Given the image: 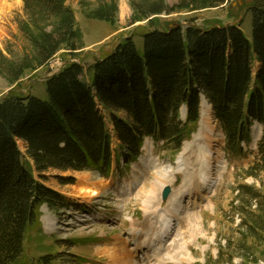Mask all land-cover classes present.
<instances>
[{
  "label": "rangeland",
  "instance_id": "obj_1",
  "mask_svg": "<svg viewBox=\"0 0 264 264\" xmlns=\"http://www.w3.org/2000/svg\"><path fill=\"white\" fill-rule=\"evenodd\" d=\"M211 3L214 6L202 7ZM260 3L264 0H221L218 4L215 0H65L66 9L75 20L76 50L64 44L43 64L39 57L42 38L55 34L62 18L38 2L0 0V101L16 93L49 102L47 81L73 63L82 66V79L90 85L98 61L129 39L143 54L144 36L155 30L166 31L178 26L185 31L189 26L203 30L237 26L253 44L252 8ZM260 68L254 62L253 77ZM20 73L22 78L17 81ZM205 105L200 110L198 132L191 136L192 140H186L180 152L162 148L164 142L157 145L147 139L142 155L131 164L123 157L126 150L114 132L111 113L98 105L112 135L113 170L108 181L97 172L85 173L92 182H107L110 190L93 203H81L68 195L78 184L76 173L80 172L48 169L40 176L35 172L36 179L42 178L45 185L56 190L68 207L56 212L47 206L42 208L47 216H59L60 228L52 236L49 228L57 229L59 223L54 225V220L44 218L52 227L47 229L42 222L40 229L30 230L24 254L14 264H115L101 253L108 247L125 248L135 264H158L159 252L164 264H264V160L258 155L264 125L255 122L251 139L244 145L246 153L232 156L226 151L222 126ZM118 116L128 119L124 112ZM180 116L185 121L183 108ZM207 121L211 122L212 131L205 126ZM207 134L212 138L210 147L204 144ZM188 144L192 147L185 151ZM18 145L23 159L33 165L27 145L19 140ZM217 149L221 151L220 159L211 158V162L222 167L213 172L216 179L205 191L208 193L197 192L198 197L192 203L183 202L184 209L177 216L178 221L171 223L167 242L156 240L158 224L149 235L156 243L153 250L134 252L131 233L147 220L145 201L154 199L149 204V212L158 210V216L166 214V209L172 207L168 205H172L177 194L194 177L197 179L210 153ZM178 161L181 163L177 164ZM161 174L165 182L168 180L165 186L172 190L167 203L161 199L165 186L162 189L156 186ZM65 179L75 181L63 185ZM253 196L256 198L252 199ZM168 254L171 259H167Z\"/></svg>",
  "mask_w": 264,
  "mask_h": 264
},
{
  "label": "trees",
  "instance_id": "obj_2",
  "mask_svg": "<svg viewBox=\"0 0 264 264\" xmlns=\"http://www.w3.org/2000/svg\"><path fill=\"white\" fill-rule=\"evenodd\" d=\"M25 1L41 3L62 18L59 30L42 38L43 64L64 44L76 50L75 20L65 0ZM252 13L253 44L237 26L155 30L144 36L143 54L129 39L98 61L90 85L82 79V66L73 63L47 81L49 102L16 93L1 100L0 264H14L24 254L28 232L42 226L44 204L65 207L59 193L35 179L18 140L27 145L40 174L57 169L99 171L108 177L112 136L98 105L111 113L128 161L140 155L146 138L179 151L196 131L204 96L225 133L227 150L245 154L242 144L250 141L253 123L264 124V3L252 8ZM254 62L261 65L255 77ZM182 106L187 108L185 121L180 116ZM121 112L128 119L119 117ZM258 155L264 160V138ZM74 181L65 179L62 184Z\"/></svg>",
  "mask_w": 264,
  "mask_h": 264
},
{
  "label": "bare ground",
  "instance_id": "obj_3",
  "mask_svg": "<svg viewBox=\"0 0 264 264\" xmlns=\"http://www.w3.org/2000/svg\"><path fill=\"white\" fill-rule=\"evenodd\" d=\"M206 103V102H205ZM207 106H209V110L212 111V107L209 103H207ZM213 114V111H212ZM207 125V126H206ZM205 126L208 128V130H211V122L207 121ZM212 131V130H211ZM207 139L206 142H204L206 147H210L212 144V138L210 134L206 135ZM192 145L188 144L185 145V151H188L189 148H191ZM220 149H217V152L215 151L213 154L210 153L209 159L206 161V167L201 171L197 177V179L194 177L193 181L183 190L182 193L177 194L178 198L175 199L172 203V206L170 208L166 209V214H159L158 216V210H154L152 212H149V204L153 202L154 199H150L151 201H145V212L147 214V220L144 223V225L140 228H138L137 231H132L131 238L132 241H135V249L134 252H138L139 250L147 249L148 251H152L154 248V243L149 235L153 232V229L157 227L158 224H160V230L156 232V240L159 242L168 240L170 238L171 234H169V231L171 229V223H174L175 220L178 221V215L182 209H184L183 202L187 201V204L192 203V199L196 196L197 192H203V194H207L209 188H211V184L213 183L212 180L216 179L213 174L216 168H220L222 166H214V162H211V160L214 159H220ZM225 155V154H224ZM225 157V156H224ZM212 158V159H211ZM224 159V158H223ZM219 161V160H218ZM225 161V160H224ZM181 162L178 161L177 164H180ZM224 164V162H223ZM218 172H221L219 169ZM78 178V184L74 187H72L71 192L68 193V195L76 200H78L81 203H93L94 200H96L100 195H103L105 192L110 190L111 186L107 182L99 181V182H92L90 181V175L88 173H76ZM174 175V174H173ZM156 186L158 185L161 189L165 186L168 180L166 182L164 181V174L160 175ZM170 181V180H169ZM171 182V181H170ZM169 182V183H170ZM157 188V187H156ZM149 194V193H148ZM198 197V196H196ZM149 198V196H148ZM171 201V200H170ZM194 201V200H193ZM196 203V201H194ZM194 203V204H195ZM148 219L151 220L148 221ZM154 220V221H153ZM52 227V226H51ZM53 230V229H52ZM178 248V247H177ZM101 253L109 258L112 263H121V264H135L132 257L128 255L127 250L125 248H120L117 250L116 248L108 247L101 251ZM158 254V253H157ZM156 254V260L158 264H164L163 262V256L162 254L159 255ZM172 256L168 254L167 259H171Z\"/></svg>",
  "mask_w": 264,
  "mask_h": 264
},
{
  "label": "water",
  "instance_id": "obj_4",
  "mask_svg": "<svg viewBox=\"0 0 264 264\" xmlns=\"http://www.w3.org/2000/svg\"><path fill=\"white\" fill-rule=\"evenodd\" d=\"M171 193L170 187H166L163 192V201H166Z\"/></svg>",
  "mask_w": 264,
  "mask_h": 264
}]
</instances>
